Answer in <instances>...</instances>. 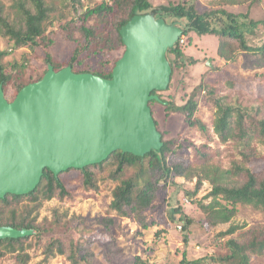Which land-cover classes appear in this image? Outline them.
Returning <instances> with one entry per match:
<instances>
[{
	"label": "trees",
	"instance_id": "trees-1",
	"mask_svg": "<svg viewBox=\"0 0 264 264\" xmlns=\"http://www.w3.org/2000/svg\"><path fill=\"white\" fill-rule=\"evenodd\" d=\"M15 2L17 11L14 20L6 15L5 8L0 2V36L13 42L15 49L36 50L41 48L44 64L40 76L32 79L27 77L24 64L19 66L18 71H15L17 65L14 69L8 70L3 62L8 52L0 50V89L4 91L8 99L9 88H13L12 99H8L10 102L15 100L23 88L40 81L50 68L56 72L71 68L76 74L89 73L111 79L115 65L121 58L113 59L112 54L117 50L125 49L121 36L122 28L132 18L146 14H153L157 19L169 23H178L182 29V36L185 37L192 32L199 36H218L220 38L218 55L226 62L235 60L238 50L259 55L264 60V44L260 47H252L248 44L245 35L246 32L259 26V22L241 21V16L226 10L199 14L195 4L188 2L153 6L150 0H104L89 7L86 12L77 14L78 31L82 38L77 39V45L68 58L59 61L50 52L53 40L47 32L54 8L46 0H15ZM73 2L80 4L82 0H73ZM110 16L118 18V21L112 24ZM219 22L223 25L222 28L216 25ZM233 43L234 45L236 43V46ZM183 47L184 45L179 40L175 47L167 53L173 71L171 83L176 77L177 68L186 65ZM92 56L103 57L102 65L95 71L81 69L84 67L85 59ZM180 60L183 61L181 66ZM204 87L206 85L203 83V86L196 88L194 93L201 92ZM158 93L160 92L153 94L158 96ZM209 94L213 97V104L216 108L213 121L214 134L221 144L235 145L237 150V156L231 169L223 170L212 164L214 150L207 145H203L196 151V164L184 160L172 161L171 156L174 155L176 140L164 138L154 117L163 141V147L159 151H151L144 157L117 151L101 164L88 166L81 170L71 169L64 173H70L73 170L80 172L84 189L93 190L97 188L96 171L105 173L113 168L114 170H110V177L118 182V185L112 192L110 204L112 212L119 217H135L144 228L149 226L145 222V211L152 206L160 190L175 185L176 178H196L198 180L195 191L186 192L185 195L191 203L199 204L201 209L208 214L213 227L230 223L236 216L238 205L251 206L264 214V171L258 172L254 169V163L260 158V152L255 144H264V109H248L226 102L225 99L216 97L212 91H209ZM158 97L159 100L150 102L152 113L153 104L165 105L167 111L181 113L188 126H200L203 132H207L206 125L195 117L198 108L195 94L183 106H176ZM130 169L135 171L134 174L125 177ZM62 174L56 176L47 169L34 191L20 196L7 195L0 199V227L33 232L32 235L23 238L0 239V257L13 254L16 255L20 264H28L31 255L27 250L33 244H27V242L36 240V247L41 248L46 231L44 226L38 222L41 209L46 202L54 199L64 200L71 195L60 177ZM206 180L210 181L213 186L209 194L213 197L210 204L194 200ZM179 219L186 222L185 228L191 224V220L185 216H180ZM101 222L105 223L106 227H110L114 224V219H103ZM234 235L236 236L230 238L225 244L227 253L211 258L213 262L211 264H251L254 257H264V224L248 230L243 226L233 225L221 234L222 237ZM69 244L71 263L84 264L83 261H87L90 255L82 257L80 261V245L73 239ZM54 247L58 249L56 255L67 253L59 238L52 239L46 247L48 255H55ZM186 263L207 264L201 260ZM110 264L118 263L111 262ZM125 264L145 263L138 258L135 262L130 261Z\"/></svg>",
	"mask_w": 264,
	"mask_h": 264
},
{
	"label": "rangeland",
	"instance_id": "rangeland-1",
	"mask_svg": "<svg viewBox=\"0 0 264 264\" xmlns=\"http://www.w3.org/2000/svg\"><path fill=\"white\" fill-rule=\"evenodd\" d=\"M54 8L47 30L53 40L50 52L59 61H64L74 51L77 39L82 35L78 31L77 14L86 12L89 7L104 0H82L76 4L73 0H46ZM5 13L14 20L17 11L15 0H0ZM153 6L188 2L195 4L197 12L210 13L226 10L234 15L241 16V21L252 20L259 22V26L246 32V40L252 47L264 44V0H150ZM79 10V11H78ZM114 24L118 18L110 16ZM219 28L221 22L216 24ZM220 38L216 35L199 36L196 33L186 35L183 53L186 56L185 64L180 60L176 70V77L170 84V89L158 93L163 100L176 106L185 105L195 94L198 108L195 117L204 123L207 132L200 126L190 127L185 123L181 113L170 112L166 106L153 104V113L159 124L160 131L166 140H176L172 161H188L196 164V151L203 145L210 146L213 151L212 164L229 170L237 156L235 145L221 144L214 134L213 121L216 108L212 91L216 97L226 102L241 105L248 109H264V60L259 55L238 50L236 59L230 62L222 60L218 55ZM234 45V43H233ZM236 46V43L235 45ZM0 50L8 52L4 58L8 70H19L25 65L27 77L35 79L42 73L44 64L41 48L15 49L13 42L0 36ZM125 49L117 50L112 58L123 56ZM192 61V63L190 61ZM211 60L212 66H207ZM103 62V57L92 56L86 58L81 69L97 70ZM190 62V64H189ZM201 92L194 93L200 85ZM13 88H9L8 99H12ZM260 152V158L254 163V169L264 171V144H255ZM199 167V165H197ZM110 170H114L111 168ZM108 170L97 173V188L87 190L83 187V177L78 171L64 173L60 177L64 181L71 195L64 199H54L46 202L38 216V222L46 229L41 248L36 247V240L27 252L31 255L28 264H72L69 260L70 240H76L80 245L79 258L89 256L84 264H125L135 262L139 258L145 264H187L186 262L201 260L207 264L213 263L216 258L227 253L226 242L235 237H222L231 226H243L246 230L263 225L264 214L251 206L238 205L237 213L228 224L211 226L210 217L197 203H191L185 195L196 189L198 180L176 178L175 185L159 191L156 200L145 213L144 228L135 217H119L110 208L112 192L118 185L111 179ZM134 170L127 171L125 177L134 174ZM213 186L205 181L200 192L194 197L196 202L210 204ZM185 216L191 220L188 228L186 222L180 220ZM114 219V224L106 227L103 219ZM56 223V225H54ZM58 225V226H57ZM182 226V230L179 229ZM59 238L66 248V254L48 255L46 247L52 239ZM187 239V240H186ZM0 264H20L16 255L8 254L0 257ZM251 264H264V257H254Z\"/></svg>",
	"mask_w": 264,
	"mask_h": 264
},
{
	"label": "water",
	"instance_id": "water-1",
	"mask_svg": "<svg viewBox=\"0 0 264 264\" xmlns=\"http://www.w3.org/2000/svg\"><path fill=\"white\" fill-rule=\"evenodd\" d=\"M182 34L178 23L136 16L121 30L125 52L111 79L50 68L12 102L0 89V199L34 191L47 169L58 176L117 151L140 157L159 151L163 141L150 102L169 88L167 53ZM32 233L0 227V239Z\"/></svg>",
	"mask_w": 264,
	"mask_h": 264
},
{
	"label": "built area",
	"instance_id": "built-area-1",
	"mask_svg": "<svg viewBox=\"0 0 264 264\" xmlns=\"http://www.w3.org/2000/svg\"><path fill=\"white\" fill-rule=\"evenodd\" d=\"M185 40H186V37H185V36H182V37L180 38V43H181L182 45H184V44H185ZM179 229L182 230V226H179Z\"/></svg>",
	"mask_w": 264,
	"mask_h": 264
}]
</instances>
